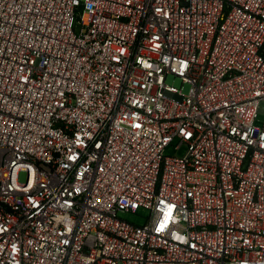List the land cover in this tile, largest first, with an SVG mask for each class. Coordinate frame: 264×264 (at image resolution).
Wrapping results in <instances>:
<instances>
[{
	"label": "built area",
	"instance_id": "2783aa9c",
	"mask_svg": "<svg viewBox=\"0 0 264 264\" xmlns=\"http://www.w3.org/2000/svg\"><path fill=\"white\" fill-rule=\"evenodd\" d=\"M260 113L264 0H0V264H264Z\"/></svg>",
	"mask_w": 264,
	"mask_h": 264
},
{
	"label": "rangeland",
	"instance_id": "374dc122",
	"mask_svg": "<svg viewBox=\"0 0 264 264\" xmlns=\"http://www.w3.org/2000/svg\"><path fill=\"white\" fill-rule=\"evenodd\" d=\"M167 82L174 84L175 86H177L178 88L182 89L184 94H188L190 92L191 89V84L189 82L183 81V79L179 76H175L173 74L169 75L167 78ZM264 117L263 113H260L257 123L260 122ZM178 140H175L173 144H176ZM184 151V148L180 149V153ZM175 153V148L173 147V145L168 146V148L166 149V154H174ZM25 177V175H22V179ZM149 209L145 208V207H141L136 211H121L119 213V215L123 218H126L134 223L137 224H143L147 221L148 216H149Z\"/></svg>",
	"mask_w": 264,
	"mask_h": 264
}]
</instances>
